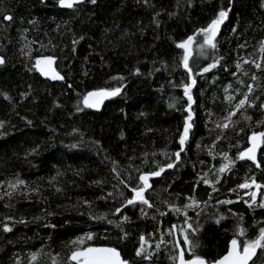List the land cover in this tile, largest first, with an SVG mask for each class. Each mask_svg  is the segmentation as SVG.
Instances as JSON below:
<instances>
[{
    "label": "trees",
    "instance_id": "trees-1",
    "mask_svg": "<svg viewBox=\"0 0 264 264\" xmlns=\"http://www.w3.org/2000/svg\"><path fill=\"white\" fill-rule=\"evenodd\" d=\"M58 1L0 0V264H77V248L100 245L126 264H176L173 228L187 258L255 241L264 0ZM221 11L213 48L201 30ZM41 58L62 79L42 76ZM116 89L99 110L84 103ZM254 134V159L241 158Z\"/></svg>",
    "mask_w": 264,
    "mask_h": 264
},
{
    "label": "snow or ice",
    "instance_id": "snow-or-ice-1",
    "mask_svg": "<svg viewBox=\"0 0 264 264\" xmlns=\"http://www.w3.org/2000/svg\"><path fill=\"white\" fill-rule=\"evenodd\" d=\"M61 6L71 8L75 3L81 2V0H59ZM93 3H95V0H92ZM227 17L226 11H221L219 13V17L211 22L209 26L205 29H202L201 32L205 34V44H208L211 47H215L214 43V37L216 32L218 31L220 23L223 22V19ZM5 19H11L10 16L5 17ZM192 37L188 38V41L182 43L179 45V47H186L187 43L192 41ZM48 63H51V58H47ZM3 61L0 60V63ZM40 62L37 61V64ZM185 66L187 67V56L185 57ZM209 67H214V65H210ZM208 69H205L207 71ZM53 78H60L58 74H54ZM187 91V89H186ZM119 92V89L114 90L113 92H106L101 91L100 93H89V96L99 95L101 97H107L109 95H115ZM191 99V97H189ZM247 102V97L239 102V107H243L245 103ZM93 106V105H89ZM191 117H189L190 119ZM227 127V125H225ZM190 128V125L185 126L184 135L181 137L180 143L181 145L184 144L185 140L187 139L188 130ZM261 137H264V133L259 134ZM255 140V136L253 137ZM254 149H249L248 152L252 153ZM179 155V153H177ZM244 154H241V158H243ZM249 159H254V156H249ZM168 167H172V165H168ZM227 166L221 167L220 171H225V168ZM159 172H153L151 175L157 176L159 175ZM140 179L144 182V187L139 189H133V191L136 194V198L139 199L141 202L147 204L148 201L144 199L143 192L146 187H148V176L142 175ZM22 183V181L20 182ZM240 187H248L247 184L241 185ZM255 197H253V200ZM135 199L129 200L128 203L132 204L135 203ZM226 203H231V201H226ZM151 206V205H149ZM264 207V205H261ZM8 230V229H6ZM244 234V230L240 229V235ZM87 239H91V236L87 237ZM264 228L260 229L259 237L255 241H248L245 242L242 246L241 244L236 240L233 239L231 241V248L228 251V253L223 256L221 259L214 262V264H248L249 260L252 259V256L255 255V251L258 247H264ZM76 243H83V241H78ZM185 243H190L188 240V237H185ZM242 248V250H241ZM139 254V253H138ZM71 259L74 261H77V264H126V262L121 261L119 257V253L114 248H92L88 247L86 249H79L77 248L71 255ZM180 264H206L205 260L202 259L199 256H195L192 260L185 261L184 260V252L183 250L180 252Z\"/></svg>",
    "mask_w": 264,
    "mask_h": 264
},
{
    "label": "water",
    "instance_id": "water-1",
    "mask_svg": "<svg viewBox=\"0 0 264 264\" xmlns=\"http://www.w3.org/2000/svg\"><path fill=\"white\" fill-rule=\"evenodd\" d=\"M81 1H82V0H81ZM58 4H59L60 7H63V6H61V4H60L59 1H58ZM75 4H76V3H75ZM65 8H67V7H65ZM0 60L3 61L2 57H0ZM38 61H39L40 63L37 64V67H38L39 72L42 74V76H44V77H46V78L54 79V78H53V75L56 74V71H55V69H54L52 63L49 64V63H48V60H47L46 58H41V59H39ZM2 63H3V62H2ZM2 63H0V65H1ZM101 91H105V90H94V91H90V92H88V93L86 94L85 99H84V103L86 104V106H88L89 108L94 109V110H99V109L102 107V105L104 104V102H105V101H106L111 95H109V96H107V97H101V96H99V95L89 96V93H100ZM106 92H108V91H106ZM89 105H93V106H89ZM173 235H174L175 244H176V246H177V250H178V257H177V262H176V264H180V252H181L182 250H183V252H184V249H183V247H182V245H181V243H180V241H179V237H178V234H177L175 228H173ZM95 248H112V247L107 246V245H100V246H97V247H95ZM230 248H231V242L229 243L226 252L223 253L221 256L217 257V258L214 259V260H210V261H209V260H206L205 258H202V257H201V258L205 260L206 264H214L215 261H217V260L221 259L223 256H225V255L228 253V251L230 250ZM241 250H242V248H241ZM256 251H257V249H256ZM256 251H255V254H256ZM119 257H120V260H121V261H124L123 258H122L120 255H119ZM254 257H255V255L252 256V259L249 260L248 264L251 263V261L254 259ZM193 258H194V257L187 258V257L185 256V252H184V260H185V261L192 260ZM124 262H125V261H124Z\"/></svg>",
    "mask_w": 264,
    "mask_h": 264
},
{
    "label": "rangeland",
    "instance_id": "rangeland-1",
    "mask_svg": "<svg viewBox=\"0 0 264 264\" xmlns=\"http://www.w3.org/2000/svg\"><path fill=\"white\" fill-rule=\"evenodd\" d=\"M51 63H53L52 62V60H51ZM225 90H229V86H228V84H227V87H226V89ZM227 95H231V93H230V91H227V93H226ZM255 136V140L253 139V137ZM254 136H252L251 137V139H250V148L249 149H254V151L252 152L253 154H254V152H255V150H256V148L258 147V145H259V135H254ZM244 154V153H243ZM247 185H248V187L249 188H251L252 189V193H251V201H252V198L253 197H255L256 198V195L258 194V192H259V184L258 183H255V182H249V183H247ZM247 187V188H248Z\"/></svg>",
    "mask_w": 264,
    "mask_h": 264
},
{
    "label": "flooded vegetation",
    "instance_id": "flooded-vegetation-1",
    "mask_svg": "<svg viewBox=\"0 0 264 264\" xmlns=\"http://www.w3.org/2000/svg\"><path fill=\"white\" fill-rule=\"evenodd\" d=\"M52 65H53V63H52ZM53 67H54V66H53ZM56 74H57V72H56ZM254 135H258V134H254ZM254 135H253V136H254ZM251 137H252V136H251ZM244 155H245V156H250V155H251V156H255L253 153H249L248 151H247L246 153H244Z\"/></svg>",
    "mask_w": 264,
    "mask_h": 264
}]
</instances>
